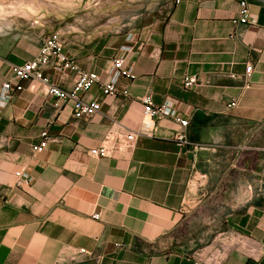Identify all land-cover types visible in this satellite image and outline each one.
Wrapping results in <instances>:
<instances>
[{
  "label": "crops",
  "instance_id": "1",
  "mask_svg": "<svg viewBox=\"0 0 264 264\" xmlns=\"http://www.w3.org/2000/svg\"><path fill=\"white\" fill-rule=\"evenodd\" d=\"M247 1L249 22L240 0H174L165 17L106 39L71 45L59 32L99 74L84 96L102 108L76 118L36 80L0 106V264H264V2ZM35 23L0 20V84L52 33ZM126 43L136 78L119 82L128 94H106ZM46 74L74 86L73 75ZM147 94L176 103L187 144L178 123L145 117ZM107 137L111 155L92 154ZM24 169L32 181L19 187Z\"/></svg>",
  "mask_w": 264,
  "mask_h": 264
},
{
  "label": "built area",
  "instance_id": "2",
  "mask_svg": "<svg viewBox=\"0 0 264 264\" xmlns=\"http://www.w3.org/2000/svg\"><path fill=\"white\" fill-rule=\"evenodd\" d=\"M240 21L249 22L250 4L247 0H240ZM132 34L128 37L131 38ZM120 52L112 59V77L109 82L101 86L102 91L109 95L117 93L128 94L127 88L118 86L122 79L133 81L136 74L132 66L126 63L128 52L133 50V46L129 43L123 44ZM61 76L73 75L75 82L71 89L63 88L60 84L53 82L46 74L47 68ZM252 64L247 65L246 73L243 76L245 86L248 87V78L250 76ZM235 77L234 74H232ZM100 76L95 71H87L81 68L77 59L70 55L65 49V43L62 35L59 32H52L43 39L38 54L30 60L22 64L11 65V76L0 84V106H6L14 97V95L22 91L24 82L27 80H36L40 82L45 90L56 96L63 102L72 103L73 115L76 118H84L101 111L102 104L99 100H89L85 98L84 93L99 82ZM198 83V76L193 74L186 76L183 79L185 88H192ZM144 106V115L148 118L166 117L178 123L182 129L176 135V138L183 144L189 142L187 138L186 128L189 124L188 119L183 118L181 112L177 108L176 103L171 99H166L161 103H156L152 94H147L142 97ZM237 105V100L233 99L229 102V107ZM137 135L136 132H131L126 139L131 141ZM43 139L40 143L33 145L34 152H41L46 146L49 137L47 132L42 133ZM111 137H107L98 147L91 150L92 154L97 156H109L112 153ZM19 187L29 186L32 181L31 173L24 169L16 171ZM94 218H98L99 214H93ZM83 250V249H82ZM84 251V250H83Z\"/></svg>",
  "mask_w": 264,
  "mask_h": 264
},
{
  "label": "rangeland",
  "instance_id": "3",
  "mask_svg": "<svg viewBox=\"0 0 264 264\" xmlns=\"http://www.w3.org/2000/svg\"><path fill=\"white\" fill-rule=\"evenodd\" d=\"M0 0V20L35 23L60 32L69 44L106 39L165 17L174 0ZM264 2V0H257Z\"/></svg>",
  "mask_w": 264,
  "mask_h": 264
}]
</instances>
